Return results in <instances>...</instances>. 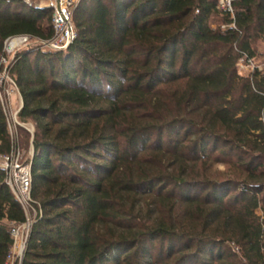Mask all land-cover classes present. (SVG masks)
Here are the masks:
<instances>
[{"label":"trees","instance_id":"obj_1","mask_svg":"<svg viewBox=\"0 0 264 264\" xmlns=\"http://www.w3.org/2000/svg\"><path fill=\"white\" fill-rule=\"evenodd\" d=\"M51 13L0 0V55L50 37ZM72 20L65 49L22 47L8 67L41 209L20 264H264V69L237 68L260 54L264 0H78ZM11 144L0 102V154ZM4 177L0 264L25 219Z\"/></svg>","mask_w":264,"mask_h":264},{"label":"built area","instance_id":"obj_2","mask_svg":"<svg viewBox=\"0 0 264 264\" xmlns=\"http://www.w3.org/2000/svg\"><path fill=\"white\" fill-rule=\"evenodd\" d=\"M27 4L45 5L51 8V23L53 33L50 37L41 39L28 34H17L5 39L0 55V102L6 116L7 127L11 138V148L7 153L0 154V167L5 171V183L20 203L25 212V219L21 222L9 221V231L12 243L4 264H20L26 247L28 234L36 216L40 214L39 204L31 197V164L30 157H23L17 144L16 135L12 133L11 126L22 124L17 119V109L12 108L11 94L19 92L15 81L8 73V67L16 51L32 43L39 42L41 47L48 49H65L75 37V28L72 20V10L78 0H23ZM235 0H217V8L233 13ZM240 62V63H238ZM238 64H244L250 69L261 67L253 58H240ZM21 97V95H20ZM34 211L33 215L28 210Z\"/></svg>","mask_w":264,"mask_h":264},{"label":"rangeland","instance_id":"obj_3","mask_svg":"<svg viewBox=\"0 0 264 264\" xmlns=\"http://www.w3.org/2000/svg\"><path fill=\"white\" fill-rule=\"evenodd\" d=\"M30 46H40L39 42H35L32 39V43L28 45ZM27 47V46H26ZM256 50L260 52L258 54L257 58L254 60L256 64H258L261 69H264V42L262 40H257L255 43ZM240 63V62H238ZM237 63V68L240 73L242 74H247L248 72L251 71L250 67L244 65V64H238ZM2 71V70H1ZM0 71V78L2 76V73ZM21 99L18 92H12L11 94V103H12V108L17 109L19 105L21 104ZM19 111V110H18ZM17 119L22 123V124H17L15 127L11 126V131L13 134L16 135L17 139V144L20 148V151L22 153L23 157H30L32 156V133L34 131V122L31 119L28 120H21L18 118ZM18 125L21 126V129H18ZM27 129V130H26ZM210 170H222L227 172L228 174H235L238 170L237 167L234 166L233 164H226V163H221V162H215L209 167ZM145 203L142 202L141 206H143ZM146 206L144 205L143 210H145ZM34 211L32 209L28 210L29 215H33Z\"/></svg>","mask_w":264,"mask_h":264},{"label":"water","instance_id":"obj_4","mask_svg":"<svg viewBox=\"0 0 264 264\" xmlns=\"http://www.w3.org/2000/svg\"><path fill=\"white\" fill-rule=\"evenodd\" d=\"M23 102V101H22ZM32 154H33V149H32Z\"/></svg>","mask_w":264,"mask_h":264}]
</instances>
